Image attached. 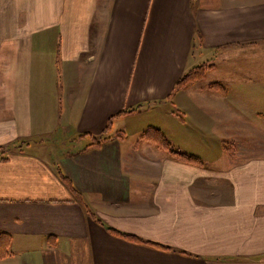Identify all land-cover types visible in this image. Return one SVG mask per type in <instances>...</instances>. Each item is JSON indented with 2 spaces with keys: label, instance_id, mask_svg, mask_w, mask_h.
Returning a JSON list of instances; mask_svg holds the SVG:
<instances>
[{
  "label": "crops",
  "instance_id": "0c3cea01",
  "mask_svg": "<svg viewBox=\"0 0 264 264\" xmlns=\"http://www.w3.org/2000/svg\"><path fill=\"white\" fill-rule=\"evenodd\" d=\"M0 236V264H264V0H0Z\"/></svg>",
  "mask_w": 264,
  "mask_h": 264
},
{
  "label": "trees",
  "instance_id": "16d2710c",
  "mask_svg": "<svg viewBox=\"0 0 264 264\" xmlns=\"http://www.w3.org/2000/svg\"><path fill=\"white\" fill-rule=\"evenodd\" d=\"M212 69V67L210 65H201L199 67H196L195 69L191 70L190 72L186 73L180 80L179 82L176 84L175 87V91L180 90V89H184L187 86H189L191 83L199 81L201 79H203L206 75V73ZM220 88L219 84H213L211 85V89H216V88ZM134 111H130V112H125V114L128 113H132ZM124 114V113H123ZM145 137H147L148 140L153 141L154 143H156L157 145H159V147H161L162 149H164L166 152H168V154L172 157L175 158L177 160H181V161H185V162H190V163H199V158L193 156V155H189L187 153H183L177 149H175V147L169 143V141L167 140V138L159 131L156 129H150L148 132L145 133ZM93 138V144L90 145L88 148L90 147H94V146H99L101 145L103 142L107 141L109 138H105V137H92ZM65 180H67L64 177ZM74 193L76 194V196H78V199L81 203H83V205L85 206L86 210L88 213H91L88 206L86 205V203L83 201L81 195H79V193L73 189ZM100 223V222H99ZM108 231H110L112 234H114L115 236L130 240V241H134V242H141L140 239L132 236V235H127V234H123V233H119L111 228H108ZM8 239L7 237L4 236H0V258H3L6 256L7 254V246H8ZM143 243V242H142Z\"/></svg>",
  "mask_w": 264,
  "mask_h": 264
},
{
  "label": "rangeland",
  "instance_id": "374dc122",
  "mask_svg": "<svg viewBox=\"0 0 264 264\" xmlns=\"http://www.w3.org/2000/svg\"><path fill=\"white\" fill-rule=\"evenodd\" d=\"M224 72H226L225 69H224ZM223 74H224V73H223ZM223 78H227V79H230V80H234V82H235V79H236V78H235V73H234L233 76H226V75H225V77H223ZM211 79H213V76H211ZM237 79H238V78H237ZM136 138H137L136 136H132V137L129 138L128 140L133 142V141L136 140Z\"/></svg>",
  "mask_w": 264,
  "mask_h": 264
}]
</instances>
